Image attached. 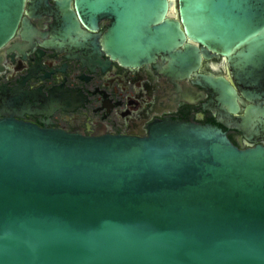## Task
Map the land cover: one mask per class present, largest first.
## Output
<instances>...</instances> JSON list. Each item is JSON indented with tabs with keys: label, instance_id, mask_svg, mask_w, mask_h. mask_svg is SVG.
<instances>
[{
	"label": "water",
	"instance_id": "obj_1",
	"mask_svg": "<svg viewBox=\"0 0 264 264\" xmlns=\"http://www.w3.org/2000/svg\"><path fill=\"white\" fill-rule=\"evenodd\" d=\"M54 1L0 0V50L35 12L54 15L45 45L62 49L110 17L97 56H162L186 76L223 55L230 77L197 83L232 123L243 98L264 96V0ZM241 123L264 131V106L248 104ZM0 264H264V144L171 118L130 135L1 115Z\"/></svg>",
	"mask_w": 264,
	"mask_h": 264
},
{
	"label": "flooded vegetation",
	"instance_id": "obj_2",
	"mask_svg": "<svg viewBox=\"0 0 264 264\" xmlns=\"http://www.w3.org/2000/svg\"><path fill=\"white\" fill-rule=\"evenodd\" d=\"M48 3L53 11L55 1ZM173 7L178 10V0ZM28 20L27 34L20 24L13 40L0 50V116L13 114L39 126L85 134L130 135H144L154 121L171 118L217 125L240 147L264 144L263 130L252 132L241 123L246 106H264V96L243 98L232 123L212 92L197 83L201 73L230 77L223 55L203 58L196 73L175 76L165 71L162 56L136 66L105 53L97 56L94 43L107 31L110 17L101 18L97 29L88 31L90 37H79L80 45L69 49L45 45L53 14L35 12Z\"/></svg>",
	"mask_w": 264,
	"mask_h": 264
}]
</instances>
